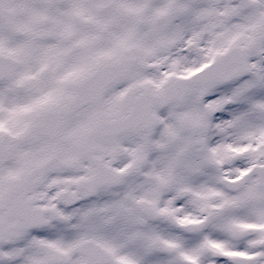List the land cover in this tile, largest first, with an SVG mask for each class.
I'll return each mask as SVG.
<instances>
[{"label": "snow or ice", "instance_id": "obj_1", "mask_svg": "<svg viewBox=\"0 0 264 264\" xmlns=\"http://www.w3.org/2000/svg\"><path fill=\"white\" fill-rule=\"evenodd\" d=\"M0 264H264V0H0Z\"/></svg>", "mask_w": 264, "mask_h": 264}]
</instances>
